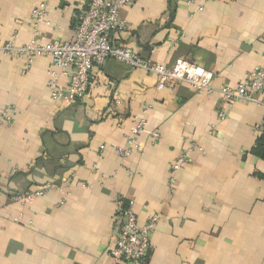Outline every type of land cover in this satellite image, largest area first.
<instances>
[{"label": "crops", "instance_id": "crops-1", "mask_svg": "<svg viewBox=\"0 0 264 264\" xmlns=\"http://www.w3.org/2000/svg\"><path fill=\"white\" fill-rule=\"evenodd\" d=\"M44 1L0 0V44H27ZM87 3L47 0L41 41L70 40ZM119 18L127 29L112 44L165 66L191 61L215 87L264 68V0H135ZM25 62L0 54V264H111L117 204L128 201L140 225L158 217L147 264H264V159L252 152L264 106H224L183 83L159 91L154 75L114 60L92 71L83 100L54 103L50 58ZM140 119L139 151L123 158ZM194 143L201 151L169 187L171 164Z\"/></svg>", "mask_w": 264, "mask_h": 264}, {"label": "built area", "instance_id": "built-area-1", "mask_svg": "<svg viewBox=\"0 0 264 264\" xmlns=\"http://www.w3.org/2000/svg\"><path fill=\"white\" fill-rule=\"evenodd\" d=\"M135 0H88L86 10L81 13L76 22L73 37L67 41L51 40L42 42L40 26L49 25L47 20V0L40 3L32 12L33 37L21 46L10 40L0 44V54L12 58L24 57L25 68L29 69L36 58L46 56L51 65L48 71V89L54 103L70 105L83 100L89 91L90 77L95 68L102 67L107 60L122 63L132 70H141L156 77V89L163 90L177 84H187L199 93H218L224 106L235 103H254L264 106V68H254L236 86L212 84V73L203 67L188 61L178 60L171 66L154 63L145 59L127 46L112 44L111 36L116 32L125 31L127 24L119 18L120 9L129 7ZM190 7L195 0H181ZM202 7L199 8V11ZM114 101L120 102V96L114 92ZM147 113V109L143 111ZM4 123H10V110L1 114ZM220 121L226 119L227 113L219 111ZM146 121L137 120L130 136L127 137V149H119V155L128 157L132 152L139 151L138 138L145 132ZM153 143L159 135H151ZM198 149V144L191 147L171 164L169 187L173 188L176 175L184 167L192 163V153ZM45 187L31 195L14 196V200L24 201L33 196L43 195ZM158 217L154 215L144 225H140L134 212L132 201L118 202L111 232V246L107 249V256L111 264H147L151 252L150 234Z\"/></svg>", "mask_w": 264, "mask_h": 264}, {"label": "trees", "instance_id": "trees-1", "mask_svg": "<svg viewBox=\"0 0 264 264\" xmlns=\"http://www.w3.org/2000/svg\"><path fill=\"white\" fill-rule=\"evenodd\" d=\"M252 152L257 157L264 159V140L263 139H259L257 141V144L255 147H253ZM147 263H148V261H147Z\"/></svg>", "mask_w": 264, "mask_h": 264}]
</instances>
